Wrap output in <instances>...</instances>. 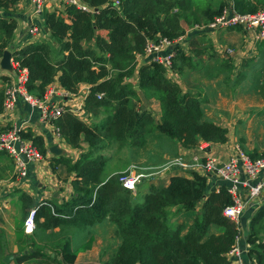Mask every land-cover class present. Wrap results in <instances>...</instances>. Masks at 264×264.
<instances>
[{
	"label": "trees",
	"instance_id": "16d2710c",
	"mask_svg": "<svg viewBox=\"0 0 264 264\" xmlns=\"http://www.w3.org/2000/svg\"><path fill=\"white\" fill-rule=\"evenodd\" d=\"M17 1L0 0V10H8ZM81 1L89 9L69 5L61 13H42V34L48 32V40L40 38L10 49L14 62L27 69L26 87L33 95L41 97L56 80L74 94L81 83H86L85 111L94 116L102 109L107 111L99 123H88L70 111L50 121L70 147L79 148L85 143L88 149L75 161L63 155L52 160L53 170L62 164L67 172H74L73 194L68 200L36 201L24 192L19 194L23 215L14 225L17 264H74L77 254L91 247L92 235L75 249L66 241L59 250L46 253L35 245V231L88 227L105 219L115 225L120 242L103 264H229L227 254L235 243L238 225L222 214L231 203L225 184L216 190L209 187L206 175L191 171L190 177L170 176L167 185L151 184L138 202V194L123 188L118 174L104 179L107 158L101 154V149L112 144L119 149L143 146L154 132L167 135L185 148H194L200 141L226 142L227 129L205 117L197 95L183 92L167 76L169 70L182 75L185 69L197 67L195 57L202 51L194 48V54H185L176 41L187 28L212 21L222 6L212 10L209 0ZM256 8L246 0H234L238 12ZM15 29L13 18L0 16V56L9 48ZM98 30L107 31L106 37ZM163 38L173 42L171 68L154 60L138 68L137 86L143 96L159 102L161 114L156 122L150 111L138 108L140 96L126 80L134 73L136 57L144 55L146 43ZM190 43L211 47L203 33ZM0 80L1 111L3 86L9 77L3 75ZM20 135L30 140L42 156L46 155L41 135L29 128L21 130ZM248 155L255 158L264 153ZM2 156L3 160L8 158L0 150ZM31 208H35V229L27 234L23 223ZM247 242L254 264H264L262 208L250 220Z\"/></svg>",
	"mask_w": 264,
	"mask_h": 264
},
{
	"label": "crops",
	"instance_id": "0c3cea01",
	"mask_svg": "<svg viewBox=\"0 0 264 264\" xmlns=\"http://www.w3.org/2000/svg\"><path fill=\"white\" fill-rule=\"evenodd\" d=\"M250 5L255 7H263L264 3L259 4L256 0H246ZM223 0H209L210 8L212 10H218ZM234 4V0H233ZM256 8V9H257ZM31 5L29 0H18L11 8L6 11L0 10V16H5L7 18H13L16 21V29L14 31V35L12 40L10 41V46L8 50L12 48H20L29 42H34L40 38L44 40H48V32L44 34H40L38 36H32L29 31V23L36 22L43 26V18L42 14L39 16H31ZM98 34L106 37L107 31L98 30ZM205 34V37L208 38L211 42V47H209L212 52L210 56H216L219 61L223 59L225 65L228 68L237 69L240 73V78L249 77L251 79L254 77L262 78L264 76V40L262 41H254L249 35H246L240 28L238 27H218L215 29L211 28H203V29H195V28H187L185 35L181 36L176 42L179 44V49L185 53H193L191 50L196 48V50L202 51V56L198 55L195 57V61H198L197 67L193 69H185L182 75H178V73L174 70L168 71V78L177 82L182 91H190L197 95L199 98L202 109L204 111L205 117L212 120L214 123L225 127L224 123L225 116H219L215 112H208L207 106V86L209 84L215 85L220 82V78L216 73H210L206 69H215L214 60H209V58H204L203 53L204 48L201 46H194L190 43L193 38H196L200 34ZM37 37V38H36ZM233 49V53L230 56H227L224 53V47H229ZM173 47L163 48L160 53L162 55L167 54L169 51L173 50ZM11 51V50H10ZM194 54V53H193ZM225 55V56H224ZM209 56V57H210ZM152 60V55L144 54L138 55L136 57V68L134 70L133 75L127 79L126 81L131 82L135 86H137L138 81V68L142 64L148 63ZM212 64V65H211ZM7 76L4 71L0 69V77ZM8 77V76H7ZM10 77L8 82L10 81ZM183 83V86L182 84ZM3 82L0 80V86L2 87ZM52 85L57 89V95L52 98V101H59L62 95V98L69 99L71 96H74L76 101H81L85 98L89 85L86 83H81L78 88V92L74 95L66 93L65 90L59 85L58 81L52 82ZM138 95L140 96V101L138 102V108L146 109L152 113L153 118L156 122H158L160 118V106L159 102L153 98H145L140 89L136 90ZM84 102V101H83ZM215 113V114H214ZM87 117H84V121L88 123H99L101 120L105 118L107 115V111L105 109L100 110L97 116L92 115L91 113L86 112ZM13 126L20 127L25 130L27 128L31 129V131L36 135H41L44 139V146L46 147V155L42 156V160L37 163H28V177L26 180H18L13 173V162L12 159L8 156L6 160L0 163V233L2 230H5L6 235L9 230L11 231L10 238L14 239V225L15 221L21 219V217H12L10 219V215L15 213L16 208L22 209V203L19 199V195L15 193L17 190L18 193H26L30 195L36 201L48 200L50 198H55L57 203H62L65 200H68L72 194L73 189L71 185V180L74 178V172H67L64 165L60 164L55 167V170L52 169V165L54 162V157L57 155L51 153L49 151V147L53 144H57L63 150V156L75 161L82 152H86L88 147L85 143H81L79 148L70 147L65 141L56 137L55 126L50 122L43 120L41 115L37 109H31L29 106L19 102L17 104L16 110L10 117H5L0 112V130L8 129ZM227 129V133L230 130ZM51 133V134H50ZM161 139L160 134L152 133L147 137V143L149 141L151 143H155L158 139ZM172 139V138H171ZM172 143L169 144L170 151L164 150L161 155V162L155 165L144 166L146 171L144 173L150 174L146 179H142L141 181H146L148 184V188L151 184L154 185H167L169 182V178L172 175H182L186 177H190V172L186 170H182L177 166H172L169 163L178 156H183L184 158H188L189 154L194 152V148H185L180 142L172 139ZM148 143V144H149ZM199 143H205L207 152L209 155L216 157L220 160H226L230 154L232 149V141L226 140L224 143H206L200 141ZM126 149V146L121 147L120 150ZM112 153L116 155L119 150L115 144L110 145V147H104L101 149V154L104 156L108 153ZM60 156V155H58ZM134 165V164H133ZM141 166V165H140ZM143 167V166H142ZM128 168V166L126 167ZM125 168V169H126ZM159 169V170H158ZM163 171H162V170ZM121 170H113L106 176L104 179L109 178L110 176L118 173ZM144 171V170H143ZM161 173H160V172ZM158 173L163 176L158 177ZM140 181V182H141ZM139 182V183H140ZM209 187L215 188V184L217 180L208 177ZM159 183V184H158ZM138 184V183H137ZM137 186V185H136ZM256 212L252 210H245L239 221L240 225V237L236 243V246L239 249L238 253H228L227 258L229 260V264H254L252 258L248 255V250L250 249V245L247 242V235L249 233V225L252 216ZM23 215V213H22ZM11 220V223L9 222ZM9 223L10 228H9ZM59 229V228H54ZM47 230L46 232H48ZM94 242L93 239L92 245L89 249L84 251H80L79 254L90 252L94 253ZM13 251L17 250L16 244L12 243ZM98 255V252H97Z\"/></svg>",
	"mask_w": 264,
	"mask_h": 264
},
{
	"label": "built area",
	"instance_id": "2783aa9c",
	"mask_svg": "<svg viewBox=\"0 0 264 264\" xmlns=\"http://www.w3.org/2000/svg\"><path fill=\"white\" fill-rule=\"evenodd\" d=\"M31 5V16H39L45 10L61 13L66 6L76 5L82 9H89L81 0H29ZM115 3H118L117 1ZM215 29L218 27H238L254 41L264 40V7H258L251 12H238L234 9L233 0H226L222 5L220 13L206 25H195L192 28ZM29 31L32 36L42 35V26L36 22L29 23ZM172 41L165 38L157 41L149 40L146 43L144 54L152 55V60L164 64L168 70L171 68L174 52L171 50L167 54L161 55L163 48L171 47ZM230 48L224 49V53L230 56ZM1 58V56H0ZM13 71L7 72L10 81L3 86V103L0 111L5 117H10L16 110L17 104L22 102L31 109H37L43 120L50 122L57 118L64 111L76 114L80 119L87 117L84 109V99L76 101L74 96L69 99L62 98L59 101H52L57 95V89L51 84L46 88L45 93L38 97L30 93L26 87L28 72L26 68H20L13 58L10 60ZM66 93H69L65 90ZM78 92V91H77ZM74 95V93H70ZM76 94V93H75ZM98 95V97H100ZM20 127L13 126L0 130V150L5 151L13 162V173L18 180H26L28 177V163H37L42 160V155L30 140L23 139L20 135ZM56 137L60 138L58 129L55 127ZM196 152L188 158L178 156L169 164L177 166L186 171H195L207 178L217 180L216 190L221 184H225L231 197V203L224 207L222 214L233 220L238 225V233L235 243L229 253H238L236 246L240 237V217L246 210L256 212L260 208L264 209V155L251 158L240 146L234 145L232 152L226 160H220L209 155L202 144L194 147ZM24 154V161L20 155ZM147 173L131 165L126 170L118 174V181L125 189L135 191L137 183L145 178ZM150 174L147 175V177ZM35 208H31L24 219V232L30 234L35 229Z\"/></svg>",
	"mask_w": 264,
	"mask_h": 264
},
{
	"label": "rangeland",
	"instance_id": "374dc122",
	"mask_svg": "<svg viewBox=\"0 0 264 264\" xmlns=\"http://www.w3.org/2000/svg\"><path fill=\"white\" fill-rule=\"evenodd\" d=\"M225 2L226 0H223L222 4H225ZM256 2L262 4L264 0H256ZM197 44L196 47L201 46L204 48L205 52L202 59L206 57L215 62V65L211 64L215 66V69L204 68V70L216 73L218 78H220L219 83L215 85L211 83L207 86L208 112H215L219 116H225L227 122L224 125L230 130L227 133V140L232 141L233 146H240L247 154L256 153L259 155L264 153V76L262 78L254 77L253 79H251V76L240 78V73L237 69L233 70V68H228L225 65L224 60L226 59L219 61L216 56H210L212 55V50L209 47L205 46V44ZM227 48H230V46ZM224 49L226 48L224 47ZM230 49L232 50L231 53H233V49ZM181 84L183 86V83ZM158 134H160L161 139L159 138L158 141L151 143V145L148 141L149 144L146 142L143 146H128L126 149H119L118 153L113 156L112 153L109 154V151L106 150L108 153L105 155L107 159L102 176H106L113 170H126L127 166L130 167L133 164L145 172L146 168L144 166L161 162L162 152L164 150L170 151L168 150L170 146L166 142L171 144L173 140L165 134ZM200 144L204 146V149L206 148L207 144ZM195 152L196 149L193 153ZM192 154L190 153L189 155L191 156ZM3 161L2 156L0 157V163ZM122 171L115 174H119ZM160 173H158V177L163 176ZM146 181L143 180L138 183L135 191H132L133 194H138L136 197L138 202L143 200L144 195L148 191ZM15 193L20 194L17 190ZM15 215L16 217H21L22 211L16 208L15 213L10 215V219L12 220ZM11 220H9L10 223ZM37 232L36 230L33 234L35 245L46 253L59 250V245L66 241L71 246V249H75L92 235L95 238L94 253L85 252L79 254L74 264H103L112 256L120 242V238L115 235V225L107 219L88 227H66L48 232ZM10 234V230L7 235L5 230L0 233V264H17L16 257L18 253L17 250L13 251L12 243L14 239L12 241L9 237ZM6 254H13V257L9 262L4 263L2 259Z\"/></svg>",
	"mask_w": 264,
	"mask_h": 264
},
{
	"label": "water",
	"instance_id": "95a60500",
	"mask_svg": "<svg viewBox=\"0 0 264 264\" xmlns=\"http://www.w3.org/2000/svg\"><path fill=\"white\" fill-rule=\"evenodd\" d=\"M45 30H47V28L45 27L44 28ZM12 58V52L8 49H5L1 55V58H0V69L3 70V71H7V72H12L13 69H12V66L10 64V60ZM135 89L138 90L139 87L138 86H135ZM49 151L55 155H61L63 154V150L57 145V144H53L51 145L49 148ZM20 157L24 160V161H27L26 160V156L24 154H21ZM13 257V254H6L2 261L4 263H7L9 262V260Z\"/></svg>",
	"mask_w": 264,
	"mask_h": 264
}]
</instances>
